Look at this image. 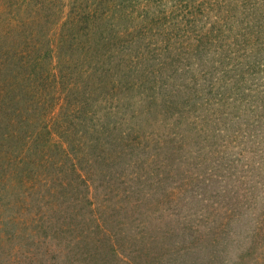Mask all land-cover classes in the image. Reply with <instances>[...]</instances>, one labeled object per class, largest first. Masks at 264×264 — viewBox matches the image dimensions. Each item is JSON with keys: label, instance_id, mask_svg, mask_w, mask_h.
Masks as SVG:
<instances>
[{"label": "rangeland", "instance_id": "374dc122", "mask_svg": "<svg viewBox=\"0 0 264 264\" xmlns=\"http://www.w3.org/2000/svg\"><path fill=\"white\" fill-rule=\"evenodd\" d=\"M6 55L0 264H264V0H0Z\"/></svg>", "mask_w": 264, "mask_h": 264}, {"label": "trees", "instance_id": "16d2710c", "mask_svg": "<svg viewBox=\"0 0 264 264\" xmlns=\"http://www.w3.org/2000/svg\"><path fill=\"white\" fill-rule=\"evenodd\" d=\"M4 62H6L7 67L9 66V69H11L12 73L10 74L12 75V77L9 78L8 76H5L2 80H0V85L8 88L9 85L13 84L14 78L15 84L18 83L19 80L30 83L31 86H28V95L32 96L35 99L33 101L28 100V107L22 105L23 107L5 110L3 115L0 114V134L2 131L6 144H11V141H13L15 138H20L18 136H21L22 134L20 133L21 128L25 127V125L28 126L29 123L30 125H32V120L35 121L36 119H38V113L43 112V110H45V108L51 104L47 103L36 106V104L38 103V100H36V95L38 94L39 89L42 88L43 90H45L47 87L46 78L41 76L42 72L41 70H39L40 66H32V62L30 60H21L20 63L12 59L11 57H8L7 55L4 59H2V64ZM12 70H14L15 73H13ZM66 88L67 86L64 89ZM73 110L75 113L81 114L83 107H74ZM23 116L25 118H28L29 116L28 119H30V122H26L27 119H23ZM16 134H18V136H16ZM79 257L82 259V261H84V264H92V258L87 253L86 255L80 253Z\"/></svg>", "mask_w": 264, "mask_h": 264}]
</instances>
